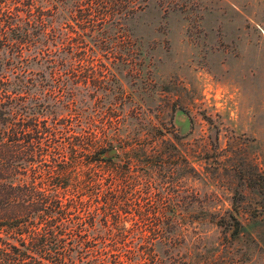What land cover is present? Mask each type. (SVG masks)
Masks as SVG:
<instances>
[{"label":"rangeland","instance_id":"374dc122","mask_svg":"<svg viewBox=\"0 0 264 264\" xmlns=\"http://www.w3.org/2000/svg\"><path fill=\"white\" fill-rule=\"evenodd\" d=\"M76 1L37 0L50 54L17 61L0 43L15 122L49 129L41 156L17 144L16 184L50 186L64 162L108 180L126 165L128 199L97 219L157 228L158 264H264V0H95L90 24ZM83 135L116 157L74 160L91 155Z\"/></svg>","mask_w":264,"mask_h":264},{"label":"trees","instance_id":"16d2710c","mask_svg":"<svg viewBox=\"0 0 264 264\" xmlns=\"http://www.w3.org/2000/svg\"><path fill=\"white\" fill-rule=\"evenodd\" d=\"M94 2L89 0L82 15L89 24ZM52 30L37 0H0V43L17 61L26 54H50ZM75 50L70 46L71 52ZM10 61L0 66V264H158L156 245L168 239L160 238L157 228L151 236H129L123 221L97 219L101 208L108 215L121 207L119 201L128 199L133 178L126 165H116L117 177L108 180L95 171H72L75 167L64 162L47 169L50 186L41 181L16 184L17 164L27 153L17 144L33 142L32 155L40 152L41 156L48 151L38 145L49 129L40 132L33 123V133L26 135L25 125L15 122L17 101L12 91L16 83L11 78L15 62ZM79 147L91 155L75 153L74 160L84 157L91 164L116 157L107 156L110 149L91 136L83 135ZM33 179H38L37 172ZM123 206L127 211L131 205ZM146 209L137 212L146 216Z\"/></svg>","mask_w":264,"mask_h":264},{"label":"water","instance_id":"95a60500","mask_svg":"<svg viewBox=\"0 0 264 264\" xmlns=\"http://www.w3.org/2000/svg\"><path fill=\"white\" fill-rule=\"evenodd\" d=\"M117 152H118V149H117V148H111V149L107 152V156H114Z\"/></svg>","mask_w":264,"mask_h":264}]
</instances>
